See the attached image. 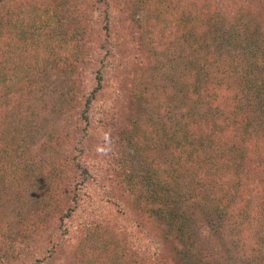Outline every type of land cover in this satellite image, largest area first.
Returning <instances> with one entry per match:
<instances>
[{
  "label": "trees",
  "instance_id": "trees-1",
  "mask_svg": "<svg viewBox=\"0 0 264 264\" xmlns=\"http://www.w3.org/2000/svg\"><path fill=\"white\" fill-rule=\"evenodd\" d=\"M138 10L170 18L177 55L152 69L163 104L139 89L130 115ZM62 255L264 264V0H0V264Z\"/></svg>",
  "mask_w": 264,
  "mask_h": 264
},
{
  "label": "rangeland",
  "instance_id": "rangeland-1",
  "mask_svg": "<svg viewBox=\"0 0 264 264\" xmlns=\"http://www.w3.org/2000/svg\"><path fill=\"white\" fill-rule=\"evenodd\" d=\"M131 14H133V12H131ZM95 18H96L95 13L90 14L89 19H95ZM153 19L154 17H150V12L146 13L143 12L142 10H138L137 14L132 19L133 20L132 25H134L132 26V30H125L121 32V35H123V37L120 40L122 43L119 46L121 47V51L118 52V57L122 62L120 70H124L125 68V71L129 72L134 68V73L135 76L137 77L134 79L135 80L134 82H131L129 84L126 83L124 87L123 96L124 98H126L124 100L125 101L127 100L126 101L127 110H130L131 113L130 115H135L134 113H136V109L138 108L137 106L138 103H136L135 105L133 102H135L134 95L138 94L139 89H141L140 92L143 93L141 100L143 102L144 100L145 101L147 100L144 103L145 106H148L149 102H150L149 105L151 103H154L156 106H161L163 104L162 101L164 97L159 96L160 92L154 93L153 86L156 83L152 82V77L157 73L155 72L156 68L160 69V65L162 64V62L163 63L166 62V60L163 59V57H160V55H162V52L164 53V51H167L165 52V55L167 56V58H173L172 60H174V57H176L175 54L177 55V50H176L177 40L175 39L176 36L174 35L175 31L168 28L169 26H171V24L164 25L165 23H171V20H169L170 18L168 16H165L164 19L162 20V23L158 21L157 24H154L155 21ZM89 25L91 29L96 30L93 22H90ZM93 33L94 35L92 38L95 41L100 40L98 36L95 35V32ZM94 40L93 42L95 43ZM129 60L131 61L132 64H129L128 62ZM127 67L128 69L126 70ZM152 69L155 71H153ZM163 71H165V73L161 71L162 75L159 74L160 77L159 83H163L164 79L162 80V78L166 77V75L172 72L170 69V65L169 66L166 65L165 70ZM169 71L171 72L169 73ZM143 73L147 77L145 79L144 78L138 79ZM132 76H134V74H131V77ZM138 83H140L141 88L136 89L134 93L133 85H136ZM130 92L131 95L130 97L128 96L127 98V94H129ZM158 102L160 103V105H158ZM50 108L51 107L48 108L49 112H50ZM36 112L43 115L46 112V110L44 111V110L36 109ZM86 147L87 149H89V153H88L89 156L90 154L95 153L94 151L95 146H93L92 143H88ZM86 147L84 148L85 153H86ZM158 150L161 152L160 157L163 156L164 159L168 157L170 150L171 153L172 151H174L173 149L167 151V149L163 147H159ZM80 216L81 214L77 213L75 217L72 218L73 219L72 222L75 224L76 220L80 219ZM117 217L118 215L117 216L115 215V218ZM127 226L130 228V230L132 229L130 224H127ZM66 250H67V244H64L63 251L65 252ZM165 252L167 251L165 250ZM66 254H68L69 256V252L67 253L66 251ZM63 256L65 255L60 256L53 264H65L67 258ZM167 263L171 264L170 261H168Z\"/></svg>",
  "mask_w": 264,
  "mask_h": 264
},
{
  "label": "clouds",
  "instance_id": "clouds-1",
  "mask_svg": "<svg viewBox=\"0 0 264 264\" xmlns=\"http://www.w3.org/2000/svg\"><path fill=\"white\" fill-rule=\"evenodd\" d=\"M108 140H109V137H108L107 134H106V135H105V141L107 142ZM97 151H99V152H105L106 149H104V148H98Z\"/></svg>",
  "mask_w": 264,
  "mask_h": 264
}]
</instances>
